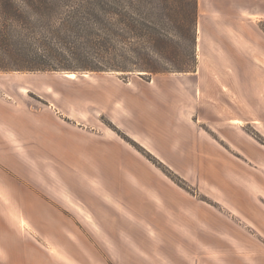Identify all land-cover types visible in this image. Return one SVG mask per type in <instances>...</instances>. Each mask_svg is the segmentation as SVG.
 Masks as SVG:
<instances>
[{"label": "rangeland", "instance_id": "obj_1", "mask_svg": "<svg viewBox=\"0 0 264 264\" xmlns=\"http://www.w3.org/2000/svg\"><path fill=\"white\" fill-rule=\"evenodd\" d=\"M15 1L25 6L28 2ZM168 1L173 5L174 0ZM235 1L230 18L221 15V5L214 7L216 12L211 17L198 15L194 72L182 73L193 75L186 79L190 87L184 89L177 81H158L151 92H136L141 100L137 106L131 101V93L119 87L120 81L139 77L150 80L153 76L90 71L0 72V128L11 126L17 141L11 148L15 155L10 156L16 161L0 163L1 217L17 222L19 239L32 237L53 264H131L129 250L187 248L184 242L172 241L171 235L181 239L188 221L163 207L165 219L163 224L157 223L154 205L131 204L144 188L139 176L132 181L126 171L123 179L129 197L111 194L119 184H108L105 175L111 168L90 154L89 145H98V138L119 141V150L112 151L114 158L124 154L129 159H141L185 197L218 205L201 192V185L218 189L217 178L223 168L234 165L228 140L229 136L240 139L228 128L240 130L264 147V0ZM53 20L34 17L35 29L21 31L40 35L63 28L57 18ZM159 24L176 35L172 21L161 19ZM4 25L0 22V29ZM65 40L71 43L51 46L91 48L78 35ZM71 63L80 65L75 60ZM70 73L76 78H67ZM108 102V108H114L117 119L133 137L98 113ZM58 109L62 113L57 116ZM189 111L192 114L187 122L185 113ZM213 142L229 155L215 148ZM143 144L150 145L166 162ZM236 170L227 173L241 186L246 176ZM181 173H190L196 185ZM132 188L139 195L130 197ZM219 190L228 192L229 184L221 183ZM153 195L148 192L152 200ZM124 197L129 202L125 203ZM27 202L29 205H24ZM162 206L157 205L158 209ZM160 225L169 235H161Z\"/></svg>", "mask_w": 264, "mask_h": 264}, {"label": "crops", "instance_id": "obj_2", "mask_svg": "<svg viewBox=\"0 0 264 264\" xmlns=\"http://www.w3.org/2000/svg\"><path fill=\"white\" fill-rule=\"evenodd\" d=\"M237 2L235 0H199L198 15L199 17H211L215 15L214 7L221 5L223 10L221 15L225 19L234 15L233 7ZM257 6V5H255ZM229 47H226L228 49ZM193 77L192 74H168L156 75L150 80L143 78H130L127 81H120V86L130 92L132 95L131 101L133 105L137 106L141 100L135 95L139 89H145L142 92H151L155 89L158 81L160 83L169 84L177 81L178 84L188 89L190 84L186 79ZM105 107L103 111L98 113L104 115L111 120L118 128L124 131L130 137V132L117 119L114 108ZM60 110H55L57 116L61 114ZM192 112L185 113L187 122L191 118ZM11 126L0 128V163H7L16 161L12 153L15 134H13ZM102 128V127H101ZM24 129V128H23ZM231 129L232 135L240 141L229 136V152H231V162L233 166L223 168L222 174L217 178L218 189L205 188L201 185V192L214 200L218 205L213 206L205 202H199L192 196L185 197L178 189H173L167 185V181L158 171H154L146 165L141 159H129L124 154L118 155L114 158L113 150H119V141L98 138V143L89 145V152L97 158V161L107 166L109 171L106 173L108 184H114L117 191L110 193L122 194L126 197L129 189L126 190L123 176L124 172L132 177L139 176L142 180L144 188L141 197L133 200V205H154L153 215L155 221L163 224L165 217L162 213L168 210L169 212H176L180 219H186L185 235L181 239L172 236V241L184 242L187 248L181 249H159V250H145V251H127L129 257L128 263L131 264H264V147L251 137L244 136L240 130ZM2 130L4 131V139H2ZM64 134V133H63ZM210 135H206L208 139ZM101 137V136H100ZM244 139V143L241 140ZM240 142V143H239ZM215 148L218 150H226L220 147L216 142ZM226 144V143H225ZM149 151L157 156L161 161L166 162L165 159L160 158V155L151 148L150 145L143 144ZM80 151L83 150L81 145ZM226 156L229 155L225 152ZM169 164V163H168ZM6 165V164H5ZM115 165L117 168H115ZM170 165V164H169ZM231 168V169H230ZM232 168L238 169L246 177L241 186L235 181L230 180L228 171ZM117 169V170H116ZM237 171V170H236ZM182 174L187 180L196 185V180L189 173ZM107 181V180H106ZM221 183L229 184L230 190L223 193L219 190ZM111 187V186H110ZM119 189V190H118ZM124 189V191H120ZM108 190V189H107ZM216 190L217 192H215ZM1 191V187H0ZM18 192V188L15 187ZM14 191V192H15ZM109 191V190H108ZM148 192L155 196L152 200L148 197ZM159 192L164 196L160 197ZM130 193L135 197L139 192L131 189ZM157 195L159 198H157ZM28 197V196H27ZM126 197L122 203L129 202ZM28 199V198H27ZM26 199V200H27ZM196 200V201H195ZM17 205V204H15ZM24 205H29L28 202ZM33 205V204H32ZM89 205H94L90 203ZM157 205L162 206L158 209ZM168 206H171L169 208ZM157 207V208H156ZM165 207V211L161 212ZM161 215V217H159ZM159 219V220H157ZM180 220V221H181ZM16 221H9L1 217L0 204V264H53L50 262L48 254L41 250L33 241L32 237L23 236L22 239L18 237ZM184 224V223H183ZM182 224V225H183ZM180 226V225H179ZM161 235H169L165 229L160 225ZM200 243V248H199ZM35 247V249H34ZM37 251H39L37 253ZM35 252L37 255L35 256ZM47 254V255H46Z\"/></svg>", "mask_w": 264, "mask_h": 264}, {"label": "trees", "instance_id": "obj_3", "mask_svg": "<svg viewBox=\"0 0 264 264\" xmlns=\"http://www.w3.org/2000/svg\"><path fill=\"white\" fill-rule=\"evenodd\" d=\"M22 1H28L26 6L0 0V22L6 24L0 29V72H194L198 0H174L173 5L168 0ZM34 17L51 22L57 18L63 28L40 35L22 33V28L35 29ZM161 19L172 21L176 35L159 24ZM70 35L86 39L91 48L51 46L71 43L65 40ZM71 60L80 65H71Z\"/></svg>", "mask_w": 264, "mask_h": 264}, {"label": "bare ground", "instance_id": "obj_4", "mask_svg": "<svg viewBox=\"0 0 264 264\" xmlns=\"http://www.w3.org/2000/svg\"><path fill=\"white\" fill-rule=\"evenodd\" d=\"M201 26H200L199 29H201ZM66 77L69 78V79H75L76 78V74L75 73H70V74H67Z\"/></svg>", "mask_w": 264, "mask_h": 264}, {"label": "water", "instance_id": "obj_5", "mask_svg": "<svg viewBox=\"0 0 264 264\" xmlns=\"http://www.w3.org/2000/svg\"><path fill=\"white\" fill-rule=\"evenodd\" d=\"M140 74H142V73H140Z\"/></svg>", "mask_w": 264, "mask_h": 264}]
</instances>
